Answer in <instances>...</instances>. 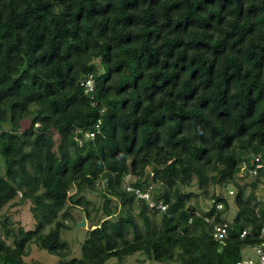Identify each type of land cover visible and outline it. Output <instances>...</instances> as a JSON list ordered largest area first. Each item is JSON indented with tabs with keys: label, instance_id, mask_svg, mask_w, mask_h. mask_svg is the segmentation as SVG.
Listing matches in <instances>:
<instances>
[{
	"label": "trees",
	"instance_id": "obj_1",
	"mask_svg": "<svg viewBox=\"0 0 264 264\" xmlns=\"http://www.w3.org/2000/svg\"><path fill=\"white\" fill-rule=\"evenodd\" d=\"M0 157V262L236 264L264 246V0H0Z\"/></svg>",
	"mask_w": 264,
	"mask_h": 264
},
{
	"label": "rangeland",
	"instance_id": "obj_2",
	"mask_svg": "<svg viewBox=\"0 0 264 264\" xmlns=\"http://www.w3.org/2000/svg\"><path fill=\"white\" fill-rule=\"evenodd\" d=\"M25 124H28V122H25ZM0 164L4 165V160L1 157H0ZM209 189H211L212 191L224 193L226 197L232 201V211L230 214V218L234 217L236 215L237 207L235 203L233 202L234 193L233 194L230 193L229 190L232 189L235 191V189L233 187L225 188L221 186H215L213 184L210 185ZM75 191H76V187L73 186L71 189V193ZM90 197L92 199H97V197L92 194L90 195ZM211 206L212 205L209 204L206 207V209H210ZM6 214L12 216V219L15 222H17V225L20 224L24 226L26 229L35 227V221L33 220V217L30 211V206L28 203H26L22 207L11 208V209L8 208L6 209ZM73 214L75 215L76 219H79L83 215V212L81 211L80 208H75L73 209ZM139 219L144 229L145 228L144 223L141 220V218ZM68 221L70 223L72 222V220L70 219H68ZM76 226L72 230H67L62 234V240L66 241L73 251L72 256L69 257L70 259L73 257H78V258L82 257V242L86 238V233H87L86 230L88 229L89 225L87 227L79 228V229H76ZM7 241L11 242V239H7ZM31 248L32 249H31L30 256L25 257V264H58L62 260L59 256L50 253L48 250L38 246L37 244H32ZM244 255L255 257L256 254L252 247H247L244 249ZM141 257H143V254L141 252H137L127 257V260L124 262H120L118 259L112 258L106 264H137L136 260ZM149 263L157 264V263H151V262Z\"/></svg>",
	"mask_w": 264,
	"mask_h": 264
},
{
	"label": "built area",
	"instance_id": "obj_3",
	"mask_svg": "<svg viewBox=\"0 0 264 264\" xmlns=\"http://www.w3.org/2000/svg\"><path fill=\"white\" fill-rule=\"evenodd\" d=\"M87 85H88V88L90 90L93 89L94 87V81L92 79V77H89L88 80L86 81ZM262 165L261 164H258V167H261ZM246 167V165L244 166ZM131 174H128L126 177H125V180H127V188L129 190H134L136 195L138 197H142V198H145L148 202H149V205L153 208H157V209H160L161 211H165L168 207L167 204L163 203L162 201L161 202H156L155 200H152V196H151V193L146 190H142L140 188H137V187H134L131 183ZM230 193H233V191H230ZM218 208H222V203H218ZM207 221H209V218H207ZM227 227H228V224L227 223H222V224H217L215 226V230L213 232V235L216 237V238H220L222 239L223 237H226L227 236ZM246 232H244L242 235H244ZM264 235V230L262 231V236ZM254 251H255V257H252V256H246L244 257L243 259L239 260L236 264H264V246H256L253 248ZM0 264H7V263H3V262H0Z\"/></svg>",
	"mask_w": 264,
	"mask_h": 264
},
{
	"label": "water",
	"instance_id": "obj_4",
	"mask_svg": "<svg viewBox=\"0 0 264 264\" xmlns=\"http://www.w3.org/2000/svg\"><path fill=\"white\" fill-rule=\"evenodd\" d=\"M87 226H88L87 218L85 214H83L81 220L77 223L76 229L84 228Z\"/></svg>",
	"mask_w": 264,
	"mask_h": 264
}]
</instances>
